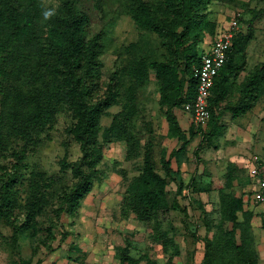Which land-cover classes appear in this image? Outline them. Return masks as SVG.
Listing matches in <instances>:
<instances>
[{
	"label": "trees",
	"instance_id": "trees-1",
	"mask_svg": "<svg viewBox=\"0 0 264 264\" xmlns=\"http://www.w3.org/2000/svg\"><path fill=\"white\" fill-rule=\"evenodd\" d=\"M25 1L0 0V158L8 154L15 159V171L7 170L0 160V218L10 217L17 205L14 185L20 181L18 165L25 164L28 151L41 143L44 131L56 121L65 105L75 110L76 121L70 131L82 149V155L71 167L76 180L63 192L66 209L74 212L92 189L104 145L123 139L127 144L126 157L134 158L142 152V164L126 188L122 211L148 221L159 208L167 206V175L172 171V159L179 166L187 158L189 136L202 133V140L209 141L223 135L226 125L222 118L226 111L234 117L244 115L264 95V58L239 79L245 69L246 48L254 37L252 20L262 10H252L253 17L246 27L233 37L226 61L211 88L208 122L200 127L192 122L185 130L174 108H184L196 96L194 70L200 65L203 49L198 44L203 32H214L216 27L215 22L202 17L210 0H178L176 5L171 0H125L126 12L137 25L158 34L171 49L168 55L165 52L159 57L153 48L137 53L138 43L130 44L131 54L110 72L102 95V33L87 37L89 18L80 7V0H59L57 15L50 21L42 20L38 0H27L26 4ZM169 8L174 12L171 21ZM238 18L245 21L242 15ZM151 72L159 84L158 102L168 125L167 132L161 135L156 133L147 106L139 100ZM114 104H120V108L113 113L110 123L102 127V115ZM164 138L178 141L168 157L167 145H160ZM157 146L166 173L157 168ZM61 164L65 168L71 166L66 159ZM237 180L250 184L244 167L230 160L225 185L219 191L218 215L206 213V264H259L251 224L258 212L244 198L251 194V189L239 195L232 191ZM44 184L37 173L29 178L25 222L14 225L16 229L34 227L35 215L47 205L41 191ZM153 230L151 235L165 248L173 244L167 231L157 226ZM136 249L126 240L120 247L118 264H140L142 260L145 264H160L151 260L147 252L135 253ZM178 252L176 249L175 253Z\"/></svg>",
	"mask_w": 264,
	"mask_h": 264
},
{
	"label": "rangeland",
	"instance_id": "rangeland-1",
	"mask_svg": "<svg viewBox=\"0 0 264 264\" xmlns=\"http://www.w3.org/2000/svg\"><path fill=\"white\" fill-rule=\"evenodd\" d=\"M171 1L176 5L178 0ZM59 2L51 0L58 5ZM79 5L88 14L87 37L102 33L100 95L106 88L110 72L122 58L131 54L130 44L138 43L137 53L153 48L159 57L165 52L169 54L171 45L155 32L141 29L126 12L125 0H80ZM252 10L262 12L252 20L254 37L246 48L245 69L239 79L264 58V0H210L202 12V17L215 22L216 27L214 32H203L198 44L200 48L207 46L218 30L229 26L234 17L242 15L246 22L239 21L238 29H244L253 17ZM173 16L174 12L169 8L168 19L171 21ZM158 98L159 84L151 72L146 89L139 93V100L142 106H147L156 133L161 135L167 132L168 125ZM119 108L120 104L107 108L101 118L102 127L110 123ZM174 111L181 126L188 130L192 123L189 112L182 106L175 107ZM75 121V110L65 105L56 121L44 131L41 143L35 150L28 151L25 164L18 165L20 181L14 185L17 205L10 211V217L0 218V264H118L120 247L126 240L137 248L135 253L147 252L151 260L160 264L169 261L174 264H206V213L218 215L219 191L226 182L228 162L234 160L243 164L248 174L253 156L264 157V95L244 115L234 117L226 111L222 118L226 125L223 135L209 141L202 140V133L189 136L187 158L179 166L172 159V171L167 175V206L159 208L157 215L148 221L139 220L133 212L125 214L122 211L126 188L142 164V152L134 158L126 157L127 144L123 139L104 145V156L96 166L99 174H94L92 189L74 212L66 209L63 192L76 180L71 167L82 155L81 144L70 131ZM165 144L168 157L178 141L164 138L160 145ZM159 151L157 146V168L166 173L159 161ZM62 159L71 162V166L63 167ZM0 160L7 170L15 171L12 156H1ZM34 173L45 183L41 191L46 195L47 205L35 215L34 227L19 230L14 225L25 222L28 181ZM252 187L237 180L232 191L239 195ZM252 208L258 212L251 224L259 264H264V204H252ZM156 226L167 231L172 245L165 248L162 242L154 239L151 233ZM176 249L178 253H175ZM145 262L142 260L140 264Z\"/></svg>",
	"mask_w": 264,
	"mask_h": 264
},
{
	"label": "built area",
	"instance_id": "built-area-1",
	"mask_svg": "<svg viewBox=\"0 0 264 264\" xmlns=\"http://www.w3.org/2000/svg\"><path fill=\"white\" fill-rule=\"evenodd\" d=\"M240 24L237 17L231 20L229 26L212 37L207 46L201 51V61L195 67L194 75L197 78L196 96L192 102L185 104L184 109L189 112L190 118L196 127L204 126L210 118L209 96L215 82V76L224 65L228 49ZM243 167V166H242ZM251 194H245V200L251 204H264V157L255 154L249 163Z\"/></svg>",
	"mask_w": 264,
	"mask_h": 264
},
{
	"label": "clouds",
	"instance_id": "clouds-1",
	"mask_svg": "<svg viewBox=\"0 0 264 264\" xmlns=\"http://www.w3.org/2000/svg\"><path fill=\"white\" fill-rule=\"evenodd\" d=\"M41 8H42V20L50 21L53 17L57 15L58 12V4L51 3V0H40Z\"/></svg>",
	"mask_w": 264,
	"mask_h": 264
},
{
	"label": "crops",
	"instance_id": "crops-1",
	"mask_svg": "<svg viewBox=\"0 0 264 264\" xmlns=\"http://www.w3.org/2000/svg\"><path fill=\"white\" fill-rule=\"evenodd\" d=\"M240 166H242L243 164L239 163Z\"/></svg>",
	"mask_w": 264,
	"mask_h": 264
}]
</instances>
